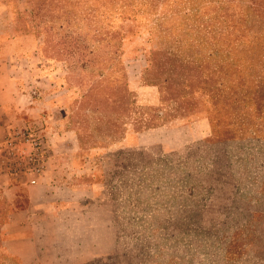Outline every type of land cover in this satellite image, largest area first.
<instances>
[{
	"label": "rangeland",
	"instance_id": "rangeland-1",
	"mask_svg": "<svg viewBox=\"0 0 264 264\" xmlns=\"http://www.w3.org/2000/svg\"><path fill=\"white\" fill-rule=\"evenodd\" d=\"M263 1L0 0V264H264Z\"/></svg>",
	"mask_w": 264,
	"mask_h": 264
},
{
	"label": "crops",
	"instance_id": "crops-1",
	"mask_svg": "<svg viewBox=\"0 0 264 264\" xmlns=\"http://www.w3.org/2000/svg\"><path fill=\"white\" fill-rule=\"evenodd\" d=\"M27 103V98L24 95L15 92L14 81L4 70L0 69V143L4 140L9 128L13 126L12 121L17 119L21 109H23ZM45 196L50 197L54 202L52 208H56L58 204H61V200L68 195L74 193V191L68 189H50L46 190ZM68 197V196H67ZM59 198V199H58ZM60 208L62 206H59ZM77 208V212H78ZM83 211V208H81ZM56 219V218H54ZM56 225H60L59 221L54 222ZM68 225L67 221L61 222V225ZM56 227V226H55ZM73 227H78V223L73 224ZM19 255H22L19 253Z\"/></svg>",
	"mask_w": 264,
	"mask_h": 264
},
{
	"label": "built area",
	"instance_id": "built-area-1",
	"mask_svg": "<svg viewBox=\"0 0 264 264\" xmlns=\"http://www.w3.org/2000/svg\"><path fill=\"white\" fill-rule=\"evenodd\" d=\"M19 136L20 135L18 133H15V134H13V136H11L10 139L6 140V145L9 147V149H13L14 148V146L16 145L17 138H20ZM26 141L30 142L32 147H34L35 152L32 155H30V157L28 159H29V161H34L35 162L33 169H34L35 172L38 173L41 170V167H42L40 165L41 162H42L41 153L39 152L38 145H37L36 142L29 141V140H26ZM31 183H34V181H32Z\"/></svg>",
	"mask_w": 264,
	"mask_h": 264
},
{
	"label": "trees",
	"instance_id": "trees-1",
	"mask_svg": "<svg viewBox=\"0 0 264 264\" xmlns=\"http://www.w3.org/2000/svg\"><path fill=\"white\" fill-rule=\"evenodd\" d=\"M263 4H264V1H263Z\"/></svg>",
	"mask_w": 264,
	"mask_h": 264
}]
</instances>
